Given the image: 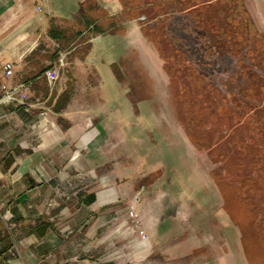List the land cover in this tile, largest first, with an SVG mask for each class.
Segmentation results:
<instances>
[{
	"label": "rangeland",
	"instance_id": "obj_1",
	"mask_svg": "<svg viewBox=\"0 0 264 264\" xmlns=\"http://www.w3.org/2000/svg\"><path fill=\"white\" fill-rule=\"evenodd\" d=\"M92 1L28 4L55 25L74 20L65 91L79 95L74 111L103 121L116 143L117 205L136 217L130 186L138 203L154 197L169 206L159 240L186 245L175 264H264V0H118L116 9ZM114 10L115 22L104 25L120 27L88 30ZM128 26L143 33L145 54L124 34ZM51 49L21 68L42 77L47 94L57 89L42 76ZM48 102L35 108L51 112ZM12 122L2 125L16 129Z\"/></svg>",
	"mask_w": 264,
	"mask_h": 264
},
{
	"label": "crops",
	"instance_id": "obj_2",
	"mask_svg": "<svg viewBox=\"0 0 264 264\" xmlns=\"http://www.w3.org/2000/svg\"><path fill=\"white\" fill-rule=\"evenodd\" d=\"M94 1L103 8L118 4V0H93L92 6ZM36 9L28 0H0V99L3 85L12 89L22 84L28 86L29 99H35L27 107L18 102L0 104V264L178 263L186 245L159 240L169 210L161 198L138 203L128 185V201L136 217L117 205L122 194L116 143L103 121L92 120L84 108L74 111L72 103L79 95L68 99L65 91L71 89V78L60 72L56 93L47 94L42 77L31 75L27 67L21 73L22 63L32 54H52L55 45L58 51L42 72L47 81V72L58 65L57 54L72 53L69 30L74 20L55 25ZM117 12L89 22L88 30L98 29L93 32L97 36L120 27L104 25L115 22ZM81 15L76 20L87 17ZM124 34L134 35L138 50L145 54L140 43L146 39L139 28L128 26ZM7 63L13 65L10 75L4 69ZM47 101L53 111L35 108ZM64 102L65 108L58 112ZM15 116L17 128H4L5 120L14 123ZM18 244L25 248L24 257Z\"/></svg>",
	"mask_w": 264,
	"mask_h": 264
},
{
	"label": "built area",
	"instance_id": "obj_3",
	"mask_svg": "<svg viewBox=\"0 0 264 264\" xmlns=\"http://www.w3.org/2000/svg\"><path fill=\"white\" fill-rule=\"evenodd\" d=\"M67 53H61L60 58L58 60V65L51 71H48L46 74L47 81L49 83V86L53 88V86L56 84L57 80L59 79L60 72L62 68L65 67V58ZM7 75L12 74L13 72V65L11 63H7L4 67ZM2 90L4 91V95L0 99V104H10L12 102H18L22 106H29L28 105V93L27 88L28 86L26 84L19 85L15 88H8L6 85L2 86ZM130 214L133 215V211H130Z\"/></svg>",
	"mask_w": 264,
	"mask_h": 264
},
{
	"label": "trees",
	"instance_id": "obj_4",
	"mask_svg": "<svg viewBox=\"0 0 264 264\" xmlns=\"http://www.w3.org/2000/svg\"><path fill=\"white\" fill-rule=\"evenodd\" d=\"M81 34H82V33L80 32L79 35L81 36ZM45 71H46V70H44L43 73H44Z\"/></svg>",
	"mask_w": 264,
	"mask_h": 264
},
{
	"label": "bare ground",
	"instance_id": "obj_5",
	"mask_svg": "<svg viewBox=\"0 0 264 264\" xmlns=\"http://www.w3.org/2000/svg\"><path fill=\"white\" fill-rule=\"evenodd\" d=\"M106 240H107V239H106ZM106 240H105V241H106ZM142 245H143V244H142ZM133 251H134V250H133Z\"/></svg>",
	"mask_w": 264,
	"mask_h": 264
}]
</instances>
